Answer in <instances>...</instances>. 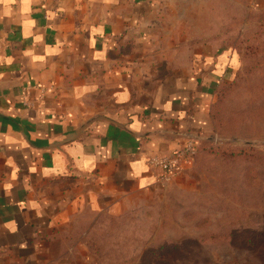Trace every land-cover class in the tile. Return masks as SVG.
<instances>
[{"label":"crops","instance_id":"0c3cea01","mask_svg":"<svg viewBox=\"0 0 264 264\" xmlns=\"http://www.w3.org/2000/svg\"><path fill=\"white\" fill-rule=\"evenodd\" d=\"M204 2L0 0V264H103L98 218L183 179L148 158L210 138L236 60L193 30Z\"/></svg>","mask_w":264,"mask_h":264},{"label":"rangeland","instance_id":"374dc122","mask_svg":"<svg viewBox=\"0 0 264 264\" xmlns=\"http://www.w3.org/2000/svg\"><path fill=\"white\" fill-rule=\"evenodd\" d=\"M204 1L193 30L236 54L217 92L215 131L150 208L101 216L100 229H89L91 215L77 219L73 236L89 225L105 241L89 239L103 264H264V12L245 0Z\"/></svg>","mask_w":264,"mask_h":264},{"label":"built area","instance_id":"2783aa9c","mask_svg":"<svg viewBox=\"0 0 264 264\" xmlns=\"http://www.w3.org/2000/svg\"><path fill=\"white\" fill-rule=\"evenodd\" d=\"M198 140L190 139L183 146L164 154L149 156L150 166L158 172V180L167 183L173 176L184 170L187 161L192 162L197 152Z\"/></svg>","mask_w":264,"mask_h":264},{"label":"trees","instance_id":"16d2710c","mask_svg":"<svg viewBox=\"0 0 264 264\" xmlns=\"http://www.w3.org/2000/svg\"><path fill=\"white\" fill-rule=\"evenodd\" d=\"M260 11H263L264 12V9H262V10H260ZM227 82H225L223 85H225ZM223 85H221V86H223ZM220 88V87H219ZM219 90V89H218ZM218 92V91H217ZM215 106H216V102H215V104H214V107H213V116H214V118H215V115H214V108H215ZM215 131V130H214ZM207 141V139H202V140H200L199 142H198V146H197V152H196V154H195V156H194V159H193V161L196 159V157L198 156V154H199V151H200V149H202V147H203V145H204V143ZM172 248H174V246H172ZM168 249V247L167 248H164V250H165V252H166V250ZM154 252H152L151 254H153ZM148 263H150V261L148 260ZM151 264V263H150Z\"/></svg>","mask_w":264,"mask_h":264}]
</instances>
